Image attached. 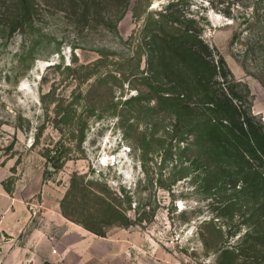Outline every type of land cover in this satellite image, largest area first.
Here are the masks:
<instances>
[{
  "label": "rangeland",
  "instance_id": "obj_1",
  "mask_svg": "<svg viewBox=\"0 0 264 264\" xmlns=\"http://www.w3.org/2000/svg\"><path fill=\"white\" fill-rule=\"evenodd\" d=\"M170 1L197 20L264 122V62L245 53L260 33L264 0H129L116 32L94 9L87 24L82 9L74 14L60 0H31V26L0 29V165L5 187L33 212L30 227L48 208L105 237L130 232L166 264L212 263L221 239L203 223L212 217L209 198L191 171L174 169L164 153L162 130L173 121L144 79L141 28L149 11ZM6 2L0 0V17ZM47 149L63 162L60 169L46 162ZM124 216L134 223L123 225Z\"/></svg>",
  "mask_w": 264,
  "mask_h": 264
},
{
  "label": "trees",
  "instance_id": "obj_2",
  "mask_svg": "<svg viewBox=\"0 0 264 264\" xmlns=\"http://www.w3.org/2000/svg\"><path fill=\"white\" fill-rule=\"evenodd\" d=\"M60 1L74 9V14L82 9L80 15L87 24V11L94 9L100 23L115 32L129 5V0ZM112 9L114 19L109 15ZM147 14L141 28L146 88L156 106L173 121L162 130L168 141L164 153L174 160V169L185 174L191 171L196 189L208 196L206 207L212 217L203 223L221 239L208 264H264V122L252 113L246 86L234 79L224 58L203 40L197 20L178 1ZM0 18L1 30H22L32 24L33 4L31 0H9ZM257 24L260 33L248 39L245 53L253 60L260 55L263 63L264 10ZM238 37L234 34L231 43ZM142 141L143 160L145 137ZM42 155L54 171L61 168L63 162L51 156V150ZM185 213L182 210L181 215ZM124 221L125 226L134 223L126 217ZM201 239L207 246V238L202 235Z\"/></svg>",
  "mask_w": 264,
  "mask_h": 264
},
{
  "label": "crops",
  "instance_id": "obj_3",
  "mask_svg": "<svg viewBox=\"0 0 264 264\" xmlns=\"http://www.w3.org/2000/svg\"><path fill=\"white\" fill-rule=\"evenodd\" d=\"M0 165V264H166L130 232L99 237L47 208L30 227L32 210L7 192ZM32 205V203H31Z\"/></svg>",
  "mask_w": 264,
  "mask_h": 264
}]
</instances>
